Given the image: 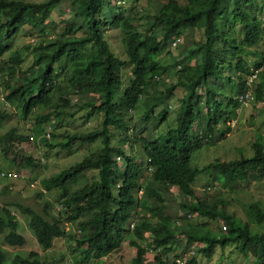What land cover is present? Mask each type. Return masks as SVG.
Returning <instances> with one entry per match:
<instances>
[{
  "label": "trees",
  "instance_id": "16d2710c",
  "mask_svg": "<svg viewBox=\"0 0 264 264\" xmlns=\"http://www.w3.org/2000/svg\"><path fill=\"white\" fill-rule=\"evenodd\" d=\"M56 1L0 0V58L10 49L9 39L21 28L29 26L45 32L43 25ZM252 1L189 0L181 4L177 0H167L154 15L149 32L143 34L135 27L131 16L111 6V0H71L72 20L66 22L61 36L38 45L33 68L21 73L19 55L0 63V74L6 73L8 79L13 80L19 74L25 77V83L20 85H14L8 79L3 82L5 99L18 102L25 116L34 108L55 106L54 94L62 90L57 80L60 70L72 91L92 95L83 107L101 114L98 129L72 134L66 142V145L73 142L89 145L99 139L101 147L52 176L47 186L61 191L69 211L67 220L76 222L79 227L81 234L77 245L82 249L83 264L101 261L102 257L115 251L130 220L136 215L140 218L132 228L134 238L129 236L131 245L136 248L133 264H142L146 254V249L135 240L143 239L145 232L152 235L154 249L170 244L175 237L174 220L164 212L162 202L163 191L171 187L188 197V202L181 204L185 213L181 217L184 225L180 232L188 243H202L199 253L210 258L216 248L235 244L246 261L264 264V230L252 232L248 222L228 213L221 204L200 199L193 189L196 176L206 171H214L218 186L224 190L235 191L254 180H262L264 186V134L257 135L250 156L228 161L215 159L201 168L190 166L194 153L206 141H212L208 138L213 137L220 116L226 113L228 120L234 108L239 106L237 98L221 103L224 94L220 81L229 82L228 73L232 70L242 78L241 74L247 72L246 49L256 47L264 37V16L252 12ZM261 1L264 4V0ZM102 27L120 30L126 60L110 50ZM195 29L202 31V41L196 42L179 62L182 67L177 83L185 88V94L176 115L177 124L157 136L141 137L142 156L136 162L125 149L112 145L109 128H125V113L133 110L145 93L147 113L165 103L175 85L158 95L149 94L152 81L167 71V66L157 57L170 38H179L182 30ZM194 57L198 58L192 62ZM125 65L131 67V78L129 84L123 86L122 68ZM244 80L241 89L246 88ZM121 85L123 90L119 92ZM261 97L258 85L255 99ZM59 99L68 102L62 96ZM229 104L234 106L233 109H228ZM202 107L207 109L205 115L200 113ZM59 116L60 112L39 115L36 122H48ZM166 116V110L161 109L157 121L162 123ZM8 117L7 112L0 110V124ZM201 119L205 120L204 127L198 125ZM7 135L26 139V136L10 131L0 136V142ZM116 156L124 157L121 171ZM22 159L28 163L33 161L31 157ZM89 170L96 171L97 178L70 190L69 184ZM7 175L4 171L0 173L2 177ZM138 192L141 193L139 196ZM152 200L158 204H152ZM16 209L30 216L29 228L42 248H50L55 238L66 235L60 219L50 218L46 212L39 213L25 205H17ZM246 212L256 222L264 224V213L256 203H249ZM192 213L213 221L221 219L227 225L224 230L221 227L215 230L206 222L192 223L186 218ZM149 218H156L157 222L153 224ZM17 226L14 213L8 206H2L0 235L2 241L12 247L23 246L26 242L24 235L17 232ZM8 255V250L0 243V264H41L35 251ZM155 260L158 264H166L158 256ZM196 263L195 256L187 262Z\"/></svg>",
  "mask_w": 264,
  "mask_h": 264
},
{
  "label": "rangeland",
  "instance_id": "374dc122",
  "mask_svg": "<svg viewBox=\"0 0 264 264\" xmlns=\"http://www.w3.org/2000/svg\"><path fill=\"white\" fill-rule=\"evenodd\" d=\"M22 1L43 2L48 0ZM166 1L111 0V6L126 12L131 16L135 27L143 34H147L151 24L154 23V15ZM177 1L185 4L189 0ZM250 9L252 12L257 13L259 17L264 16V4L261 0H253L250 3ZM72 17L71 0L56 1L51 6L50 17L43 25L45 32L41 33L29 26L21 28L9 39L10 49L0 58V63L8 60L9 57L19 55L22 59L19 71L21 73L27 72L28 69L33 68V58L38 45L41 42L50 41L57 36H61L66 22L71 21ZM102 29L110 50L120 59L126 60L120 30L109 27H102ZM202 38V31L198 29L182 30L179 38H170L157 57L160 62L167 66L166 74L156 77L152 81L149 94L158 95L172 85H175V89L168 95L162 106H158L148 113L145 105L147 98L145 93L140 98L137 106L125 113L123 119L125 128H109L112 145L125 149L126 153L136 162H139L142 156L141 137H154L176 126V115L182 104L181 98L185 94V88L177 83L179 70L182 67L179 62L185 57L188 50L194 48L196 42L202 41ZM176 39L178 41L174 44L173 42ZM246 50L247 53L244 58L247 63V72L242 73V78H239V73L232 70L228 73L229 82L220 81L224 94L221 103L226 104L231 98H237L241 91L247 89L245 86L241 89L242 80L245 79V85V81L251 74L255 73L256 77L251 86L253 98L247 104H239L234 108L228 120L226 119V113L220 116L213 131V137L208 138L212 141H206L204 146L194 153L190 161L192 167L201 168L215 159L228 161L240 156H250L253 153L252 143L257 135L264 134V37L256 47ZM197 58L194 57L192 62ZM258 62H262L261 65L257 66ZM130 78L131 67L125 65L122 68L123 86L129 84ZM7 79L8 75L1 72L0 110L7 112L9 117L0 124V136L12 131L16 135L26 136V139L20 140L7 135L6 139H2V142H0V173L4 171L8 174L7 177L0 176V208L8 206L11 209L17 218V232L24 235L26 242L23 246L12 247L4 243L0 235V243L8 250L10 254L8 257H11L13 253L26 255L30 251H35L40 256L41 264L47 262L51 264H83L82 249L77 245V239L81 234L79 227L76 222L67 220L69 211L63 203L64 198L61 191L47 186L48 179L52 176L67 169L101 147L99 139L89 145H83L79 142L66 145L70 135L98 129L101 125V114L94 112L90 107H83L92 98V95L86 96L74 90L72 91L60 70L57 80L62 90H57L54 94L55 106L51 108L40 106L34 108L25 116L18 102L5 99L6 89L3 82ZM8 80H11L14 85L25 83V77L22 74L17 75L13 80L10 78ZM258 85L262 97L256 100L255 91ZM122 90L121 85L119 92ZM199 93H201L200 90ZM61 96L67 98L68 102L61 101L59 99ZM96 96L93 98L96 99ZM80 106L82 107L80 108ZM233 107L232 104L228 105V109H233ZM161 109L166 110L167 116L162 123H159L157 115ZM206 111V107H202L200 113L205 115ZM51 112H60V116L52 117L48 122H36L37 116ZM146 114L147 117H145ZM198 125L204 127L205 120L201 119ZM47 133H49V137H47ZM27 157H31L33 161L28 163L22 159ZM115 161L120 166L119 171H121L124 157L116 156ZM147 176L148 172L145 173V177ZM96 178V171L89 170L79 176L74 183L69 184L68 187L73 191L83 186L87 181ZM193 189L195 195L200 199L208 203L221 204L228 213L248 222L252 232H262L264 230V224L256 222L246 212L249 203H256L264 213V186L262 180H254L235 191H228L218 186L214 171H206L196 176ZM140 194V192L137 193L138 196ZM163 199L164 212L174 220L175 237L166 247L158 249H154L152 235L149 232L144 233L143 239H135L146 249V254L142 257V264H158L155 256L160 257L166 264H187L192 256L196 257V264H253L252 261L249 262L244 259L235 244L228 245L223 249L216 248L210 258L203 256L199 253L202 243H188L180 232V228L184 225L181 217L185 213L181 208V204L188 202V197L181 194L176 187H171L163 191ZM151 203L158 204L153 200ZM17 205L29 206L36 212H46L50 218L60 219L66 235L55 238L50 248H42L29 228L30 216L16 209ZM139 218L140 216L137 217L136 215L130 220L129 228L126 229L115 251L102 257L101 261H91V263L86 264H133L136 248L131 245L129 236L134 238L132 228ZM186 218L192 223L206 222L209 227L215 230L219 227L224 230L222 227L227 225L221 219L213 221L209 218H199L195 213L190 216L186 215ZM149 220L153 224L157 222L156 218H149Z\"/></svg>",
  "mask_w": 264,
  "mask_h": 264
},
{
  "label": "built area",
  "instance_id": "2783aa9c",
  "mask_svg": "<svg viewBox=\"0 0 264 264\" xmlns=\"http://www.w3.org/2000/svg\"><path fill=\"white\" fill-rule=\"evenodd\" d=\"M178 41V39H176L173 43L176 44V42ZM1 77V74H0ZM256 77V74L253 73L251 74V76L245 81L246 84V90L242 93H240L237 96V100L239 102V104H247L250 100H252L253 98V91H252V82L254 81V78ZM47 137H49V133H47ZM223 229H225V227L223 226Z\"/></svg>",
  "mask_w": 264,
  "mask_h": 264
}]
</instances>
